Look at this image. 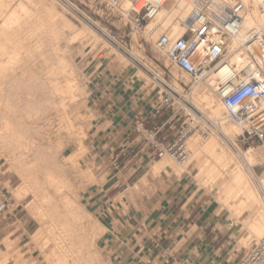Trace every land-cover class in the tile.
Wrapping results in <instances>:
<instances>
[{"label":"bare ground","instance_id":"6f19581e","mask_svg":"<svg viewBox=\"0 0 264 264\" xmlns=\"http://www.w3.org/2000/svg\"><path fill=\"white\" fill-rule=\"evenodd\" d=\"M240 1L246 6L243 26L236 37L223 40L228 51L225 65L205 79L193 82L189 95L183 96L180 83H189L191 79L185 72L175 67L173 82H169L201 113L187 139L188 162L180 165L166 156L153 163L145 175L163 176L171 170L177 178L192 176L208 193L217 189L215 200L232 215L229 227L241 224L245 231L237 238L239 246L248 247L251 241L259 243L264 238V172L261 176L256 173L259 164L264 166V155L252 148L243 151L236 146L241 130L230 122L219 93L220 83L225 81L229 70L234 69L240 76L234 87L251 81L253 76L243 42L254 29L264 26V12L256 0ZM28 2H20L17 10L11 0H0V154L21 180L17 196L32 195L36 202L33 216L41 228L35 233L34 242L49 233L42 245V240L38 243L46 264H104L97 244V233L102 228L96 225L91 230L83 228L82 221L88 214L78 203L79 194L61 174L63 168L45 162L58 156L68 144L77 142L76 152L63 161L64 166L70 163L76 169L78 158L89 151L84 144L87 130L81 124L88 118L84 89L71 63L72 48L68 45L85 41L100 50L109 43L86 23L77 26L68 19L66 9L62 7L61 11L58 2ZM214 3L228 13L233 0ZM28 4L36 8L32 10ZM129 6V0H121L122 10ZM193 11L188 0H165L157 16L149 20L146 37L166 58L167 53L157 47L160 38L164 35L174 41L182 37L185 22ZM160 25L159 31L154 32ZM67 37L70 44L63 47L61 43ZM114 54L113 50L107 57ZM132 56L138 59L136 54ZM151 80L159 87L158 94H163L160 83ZM176 104L178 108L168 120L185 109L181 100H175L173 105ZM221 135L236 147L238 155ZM172 163L178 168L172 169ZM80 174L94 180L95 166L83 169ZM0 264H7L6 259H0Z\"/></svg>","mask_w":264,"mask_h":264},{"label":"crops","instance_id":"0c3cea01","mask_svg":"<svg viewBox=\"0 0 264 264\" xmlns=\"http://www.w3.org/2000/svg\"><path fill=\"white\" fill-rule=\"evenodd\" d=\"M121 69L116 64L93 72L88 88L98 118L88 145L106 174L108 200L102 210L108 260L111 264H239L245 253L236 251L240 249L237 235L227 230L220 205L197 190L188 176L177 178L171 170L167 176L145 175L157 162L145 131L161 124L167 114L152 120L154 109L141 94L147 92L145 85L141 88V82L126 80ZM146 97L154 100L148 92Z\"/></svg>","mask_w":264,"mask_h":264},{"label":"rangeland","instance_id":"374dc122","mask_svg":"<svg viewBox=\"0 0 264 264\" xmlns=\"http://www.w3.org/2000/svg\"><path fill=\"white\" fill-rule=\"evenodd\" d=\"M23 1L24 0H11L12 7L18 10L20 2ZM26 1L30 2L32 0H25V2ZM70 1L80 9H82L86 14H88V16L91 17L95 22L96 27L84 22L58 1L56 2L60 4L59 9L61 11L63 10L62 7L66 9V11L64 12L68 19L74 22L77 26H81L82 22L86 23L98 35L105 39L109 43V45H107L108 47L106 46V49H93L85 41L78 43L71 42L72 44L68 43L70 42V37H67L69 39H66L65 41L63 40V42L61 43V45L63 44V47H66L67 44H70L68 46L72 48L70 50L71 63L80 79V85L84 89L83 98L86 102L85 114L88 118L84 120V122L82 121L81 124H83L84 128L87 130V135L84 138V144L87 146L89 151L87 150L88 152L83 154L81 156L82 158H78L76 169H74L73 166L70 165V163L69 166H64L63 161H65V157H68L73 152H76L78 148L77 142L68 144L67 147L58 156H54V158L48 159L45 164L50 163V166L54 167L57 164L59 165V167L63 168L60 171L61 174H63V176H65L70 181L72 189H74L75 192L79 194L78 203L81 205L83 211L88 214L82 221V226L87 230H91L94 225L102 228V230L97 233V241L99 240L98 251L101 256V261L104 262V264H111L104 252L103 247V238L105 237L107 230L106 224L104 222L105 213L102 210L105 207V201L108 200L106 189H104L106 174L104 172L103 163L97 162L95 159H93L91 155V147L88 145L90 140V132L98 122V118L94 115L88 95V88L93 77L92 74L93 72L104 71L109 68L110 65L113 66L119 64L120 68H122L121 74L124 75V78L126 80H135L141 82V88L142 83L145 85L146 91L152 94L154 100L150 102L147 99V92L141 91V94L146 99V103L150 106V108L154 109L155 107H157L160 100H162L164 93L158 94L159 87L156 85V82H153L151 80L149 73L142 67V64L161 77L167 78L171 84L173 82V78L171 76L173 75V73H175V66L171 65L167 58L156 50L154 43L147 39L146 32L150 31L147 27L150 25L151 21H148L147 23L142 24L140 27H137V24L131 18L125 19L121 16H117L115 18H107L106 14H103L101 10L91 9L85 6L83 0ZM28 5L32 10L36 8L33 5ZM97 14H99V16H97ZM160 28L161 25L155 27L153 31L157 32ZM105 34H109L113 38H115L123 46V50H120L118 49V47L112 45ZM159 35H162V33H159ZM110 50H114V53L116 54L111 55L108 58L107 56L111 52ZM117 53H121L124 56H120V54ZM132 54H136L138 59L132 56ZM119 57L120 60L124 61V64H122V62L118 59ZM180 74L181 73H177V75L181 77ZM180 83L182 89H184L185 86H193L192 79H190L189 83H184L182 81H180ZM190 93L191 92L186 89L183 92V96L189 95ZM174 107L176 111L178 108V104H176ZM183 120L184 114L182 112H179L178 115L175 116L176 125L174 127V130L170 131L169 139H173L175 137L178 129L182 125ZM221 136L226 140L227 144L234 151V153L238 155L236 147H234V145L226 137H224L223 135ZM236 146L243 151L252 148L255 152H262L261 154L264 155V148L257 142H252L251 144L244 146L236 141ZM5 161V158H0V259H6L7 264H33L34 262L36 264H46L45 259L43 258L40 251L41 248L39 250L40 246L38 243H40V241L42 240L40 243L42 245V242L47 239L46 237L49 236V233L45 232L46 236L43 234L45 237L42 236L43 238H41L40 241L38 240V242H34V235L41 228L40 223L33 216L36 202L32 198V195H23L25 193H22L23 196L21 194L19 195V197L17 196V191L20 188L17 187L21 184V180L18 178L16 173L11 170L10 164ZM154 162L156 161H153L152 163ZM91 165L95 166L94 180L86 179L80 174V171L88 168ZM78 166L80 169H78ZM178 166L179 165H177L176 163H172V169L178 168ZM263 172L264 166L259 164V166L256 168V173L261 176ZM167 175L168 174L163 176ZM188 177H190L189 180H192L191 182L195 185L197 190L208 195V199L212 200L215 205H219V203H217V201L215 200L217 189L208 193L206 189H203V187L198 185L199 183L197 181L193 180L192 176L189 175ZM4 194L5 197L3 196ZM66 194H69V192H66ZM6 199L9 201V203H6ZM220 207L217 206L218 211L220 210ZM221 208L223 210V214L220 215L227 221L228 230L230 228L229 222L233 220H231L232 215L223 207ZM242 227L243 226L241 224H237L232 229L237 235V238L245 232ZM257 243L258 242L251 241L248 247L241 246L240 249H237L236 251L238 253H248L255 245H257ZM47 251L49 252L50 250L47 249Z\"/></svg>","mask_w":264,"mask_h":264},{"label":"built area","instance_id":"2783aa9c","mask_svg":"<svg viewBox=\"0 0 264 264\" xmlns=\"http://www.w3.org/2000/svg\"><path fill=\"white\" fill-rule=\"evenodd\" d=\"M56 1L84 22L96 27L93 19L70 0ZM129 1L130 6L125 11L121 8V0H83V3L91 9L101 10L107 18L117 16L131 18L137 27H140L157 16L165 2V0ZM188 1L193 5L194 11L185 22L184 35L174 41L163 35L157 47L167 53L171 65L185 72L193 82H197L225 65L228 51L224 48L223 40L226 37H236L241 31L246 6L240 0H233L229 12L225 13L214 3V0ZM256 1L264 12V0ZM105 35L112 45L123 50V46L115 38L109 34ZM243 49L250 61L249 70L253 72L252 80L234 87L233 83L238 81L240 76L234 69L229 70L225 81L220 83L219 93L228 110L230 122L241 130L237 142L244 146L257 142L264 148V26L250 33L243 42ZM142 67L151 78L160 83L164 93L162 100L151 114L152 120L167 114L161 124L145 131V141L156 160L160 161L167 156L174 162L184 165L189 159L187 139L193 132L196 119L201 117V113L192 103L183 99L182 94L170 85L167 78H161L143 64ZM186 89L191 92V87L185 86L183 91ZM175 100H181L185 105V109L179 111L184 114V120L175 137L167 139L168 131L173 124H176L175 117L168 120L175 112L173 105ZM3 196L5 197V194ZM6 203H9L7 199ZM239 264H264V238L244 254Z\"/></svg>","mask_w":264,"mask_h":264}]
</instances>
